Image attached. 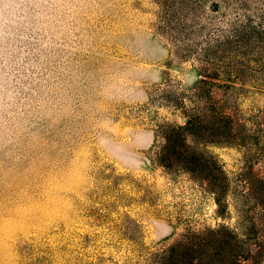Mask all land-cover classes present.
Segmentation results:
<instances>
[{
    "label": "rangeland",
    "instance_id": "1",
    "mask_svg": "<svg viewBox=\"0 0 264 264\" xmlns=\"http://www.w3.org/2000/svg\"><path fill=\"white\" fill-rule=\"evenodd\" d=\"M159 12L156 0H0V264H154L221 226L264 264V209L244 201L264 176L254 147L196 144L228 178L221 214L203 180L155 161L162 125L183 122L170 99L199 78ZM213 98L251 122L264 111V85Z\"/></svg>",
    "mask_w": 264,
    "mask_h": 264
},
{
    "label": "trees",
    "instance_id": "2",
    "mask_svg": "<svg viewBox=\"0 0 264 264\" xmlns=\"http://www.w3.org/2000/svg\"><path fill=\"white\" fill-rule=\"evenodd\" d=\"M156 2L160 9L157 30L182 58L197 61L199 78L190 93L170 99L173 107L182 110L183 122L162 125L163 143L155 161L203 180L221 214L229 207L228 178L221 164L196 144L225 142L254 147L264 158V111L259 112L257 122H251L217 107L213 98L214 90L222 87L264 85V0ZM251 184L244 201L264 209V176L257 174ZM207 235L161 249L153 263L197 264L208 259L210 264H251L256 244H247L243 233L221 226L208 230Z\"/></svg>",
    "mask_w": 264,
    "mask_h": 264
}]
</instances>
